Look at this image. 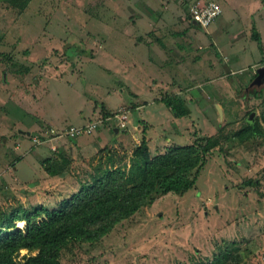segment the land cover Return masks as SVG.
I'll return each mask as SVG.
<instances>
[{
    "label": "rangeland",
    "instance_id": "374dc122",
    "mask_svg": "<svg viewBox=\"0 0 264 264\" xmlns=\"http://www.w3.org/2000/svg\"><path fill=\"white\" fill-rule=\"evenodd\" d=\"M208 1L219 2L221 14L203 29L192 22L189 9ZM251 1L1 0L0 226L7 227L9 215L16 210L24 213L36 205L58 204L108 164L119 163L133 148L126 135L133 134L132 124L139 118L156 125L173 118L162 101L148 99L143 82L132 81L136 77L130 70L131 76L116 70L118 41L129 32L133 37L128 54L135 37H142L139 52L148 54L150 44L158 42L167 53L166 60L175 62L170 44H165L177 41L187 67L195 70L190 81L174 79L173 71H154L145 79L153 86L152 77L161 76L164 84L182 87V93L191 86L188 95L193 100L183 98L189 103V116L155 127L150 150L162 153L204 137L217 145L208 153L192 189L156 197L99 241L69 243L60 253L59 264H207L227 249L237 257L227 264H264V133L244 141L233 137L248 125L261 122L264 86L255 88L256 92L249 88L258 68L251 67V60L227 65L217 56L220 49L228 53L227 42L235 30L249 29L245 13ZM260 15L263 17H257L256 24L264 42V12L256 11V16ZM152 26L161 28L160 32L151 35ZM181 29L195 39L184 40L178 33ZM250 43L255 51L250 59L258 61L257 42L252 39ZM212 57L217 58L216 69L209 66ZM138 74L139 80L142 73ZM132 88L143 99L139 106L145 107L128 114L127 129L121 134L125 147H112L113 132L104 134L99 128L74 138L62 137L56 150H50L51 129L64 131L95 121V103V108L104 110V103L115 109L121 100L134 101L128 91ZM175 90L169 84L166 95H175ZM108 123L117 126L116 119ZM139 123L143 128L145 122ZM175 125L177 133L172 130ZM33 130L39 132L42 145L25 134ZM162 133L165 136H160ZM45 158L51 159L50 165L61 172L59 175L47 174L42 165ZM14 225L18 226L17 222ZM35 253L21 250L16 259L23 264Z\"/></svg>",
    "mask_w": 264,
    "mask_h": 264
},
{
    "label": "trees",
    "instance_id": "16d2710c",
    "mask_svg": "<svg viewBox=\"0 0 264 264\" xmlns=\"http://www.w3.org/2000/svg\"><path fill=\"white\" fill-rule=\"evenodd\" d=\"M256 41L261 50L258 36ZM252 88L255 90L256 87ZM161 101L175 117L189 114L184 100L177 94L163 96ZM103 111L104 118L115 113L106 109ZM263 127L264 113L260 123L256 121L248 125L234 133L233 137L244 141L262 136ZM216 145L217 141L215 143L211 138H197L190 144L171 146L162 153L152 155L142 137L133 150V160L128 168L100 171L87 185L54 206L36 205L24 213H16V210L9 215V225L0 226V264H20L16 255L21 250L36 251L34 255L27 256L23 264H59L60 253L69 243L99 241L117 224L152 203L156 197L167 193L181 195L192 189L208 153ZM50 162V158L42 162L47 174L59 175L61 172L55 171ZM18 221L25 222L23 227L14 225ZM234 253L228 249L220 251L207 264L235 262L237 257Z\"/></svg>",
    "mask_w": 264,
    "mask_h": 264
},
{
    "label": "crops",
    "instance_id": "0c3cea01",
    "mask_svg": "<svg viewBox=\"0 0 264 264\" xmlns=\"http://www.w3.org/2000/svg\"><path fill=\"white\" fill-rule=\"evenodd\" d=\"M216 3L219 4V2H216ZM256 11H263L264 12V0H253L247 4V12L245 13V20H246V23L249 24V26H247V27H249V29L248 30H247V28L242 29L240 27L239 29L235 30L232 33V38L227 42V46H226L228 53H226V54L223 53L224 52L223 49H220V47H219L221 54L219 53V54H217V56H221L227 65L238 66L242 62L245 61L243 63V64H245L247 62H250V60L252 63L251 67L255 68V67H260L261 65H263V63H264L263 33L258 28V25L256 24L257 23V17H259V19H261L263 16L262 15L256 16ZM140 17H141V15L138 16V18H140ZM248 19H250V23H249ZM131 21H132V23H135L134 19H131ZM241 21H242V18L239 16L238 22H241ZM151 30H150L151 31L150 34L152 35V34H154V32H160L161 28L157 29L154 26H152ZM178 33L181 36H185L184 40H185V38H187V39L188 38H190V39L194 38L195 39V37H194L195 35H193V36L190 35L189 31L184 32V29L179 30ZM255 34L258 35L259 40L261 42V50L258 48V45H257V51H256V54H257L258 50L260 51V58L258 61H254L255 57H254V59H250V56L255 53V51L253 49V45H251V43H250L252 41V39H254L256 41V37H254ZM172 35L179 37V35H177L175 32H173ZM125 36L126 37H120V40L118 41V44H117L118 45L117 52L119 54V57H114V66H115L117 71L122 70V71H124V73L126 75H128V76L132 75V77H136V79L132 80V81L143 82L144 88H146L145 93L147 94L148 99H150V97H153V100L161 101V98L168 93V92H166V89H169V84H170L172 87H174V89H176L174 94L181 95L182 99L184 98V96H185V98L188 97L189 100L193 101L192 97H190V95H188L189 94L188 89L191 86H187L186 91L182 93L181 91H179V90H181L182 87H179V86L177 87L178 84L176 85L173 82H170V83L168 82V83H166L167 85L164 84L162 82V80H160L161 76H159L158 79L153 78L154 76L152 77V79L155 82V84L153 86L147 85L146 80H145L148 76H150V73H152L154 71H157L159 74L165 73V71H173L174 76H173V74H172V76L174 79H176V78H178L179 80L184 79V81L185 80L190 81L195 77V70H193L194 68L190 69L187 67V64H186L187 58L183 55L184 50L182 49V46L179 42L171 41L170 43L167 42L165 44V46L167 45V47H169V44H170V49L174 52L172 54H174V56L176 57L175 62L169 63V61L166 60L167 53L165 52L163 47L160 48L157 46V44H159L158 42H157V44L156 43L150 44V47L148 48V54L139 52L141 49L142 37H140V40H138L135 37V45L130 48L132 53L128 54L127 53L128 51L126 49L131 46L130 41L133 37V34L127 32V33H125ZM163 37H165L164 39L166 40V36H163ZM125 39H127L129 42L127 43L125 41ZM156 40L157 41L162 40V42H163V39L160 40L159 38H156ZM146 41H148V40H146ZM149 42H151V41H149ZM172 43H174V44H172ZM160 46H164V44L162 43ZM198 48H201V45H199ZM256 54H255V56H256ZM195 58L196 57H194V59ZM216 59L217 58H215V57L211 58L210 64H209L210 68L212 67V69H216V65H217ZM167 64H169L170 66ZM165 65L168 66V69L165 67ZM170 68H171V70H170ZM225 69L230 71V68L228 66H225ZM129 70L131 71V75H130ZM138 71H140L142 73L139 80L137 79V76L140 74V73L138 74ZM219 80H222V79L220 78ZM164 85H166V86H164ZM127 86H129V85H127ZM120 91L122 93L124 91V89L123 90L121 89ZM128 91H129V95H131L130 98H132L134 101L124 100L125 102H123L121 100L122 104L117 106L115 109L108 108L104 103H103V106L102 105L101 106L104 108V110L106 109L107 111H116L118 108H124L128 111V114L131 113L133 110H137V109L139 110L140 108H144L145 106H143V105L139 106L141 104V101H143V99H140V97H141L140 94L137 91H135L134 88H132L131 90L129 89ZM154 91L156 92V94L154 93ZM141 95H143V94H141ZM118 100H120V99L118 98ZM129 104L133 105V109L129 106ZM185 104H186V102H185ZM188 104L189 103L187 102L186 106ZM95 105H96V103L94 104L92 110H93V113H95L97 115V118L93 122L103 120L101 123L98 124L99 127L97 126L96 129L103 128L102 132H104V134L109 133V132L110 133L113 132V134L115 135V138L113 139L114 142L111 144V146L120 150L121 148L126 146L125 141L127 139H128V141H131V143L133 144L132 150L128 154L124 155V159L120 158L119 163L114 160L112 163L108 164V166L106 168L121 167L122 164L124 165L126 163H127L126 167H121V168H128L129 163H130L131 158H132L133 150L140 144L142 137H144L145 140L147 141V146L149 148L150 153L153 155L158 154V153H156L157 151L152 152L150 150V145L152 144L151 143L152 131L155 130L156 126L162 128L166 124V122H168L169 120H171V122L173 124H175L178 120L177 118H180V117L176 118L173 115V118H170L169 120H166L168 118L160 120L159 123H157L159 125L153 124V122H151L150 119L146 120L143 117L138 119V123L136 125H133L130 121L129 125L132 124L133 134L132 135H130V134L126 135V137H127L126 140H123L121 138V134L124 133V131H126L127 128L122 130V129L117 128V126L115 124H112V125L109 124L108 121L105 120V118L103 117L104 111L101 108L100 109L95 108ZM187 107L189 109V114L187 116H189L191 114L190 113V107L189 106H187ZM139 121H141V123H142V121L145 122L143 128L140 126ZM106 122H107V124H106ZM129 125H128V127H129ZM176 128H177L176 125L172 128V130H174L175 133H177ZM33 132L37 133L36 136H39L38 131L33 130ZM30 133H32V132H30ZM102 136H104V135L102 134ZM160 136H165V133L160 134ZM62 140L63 139L60 137H52V140L49 141V143H52L51 144L52 149H50V150L52 152H53V150H56L57 145H59V143L63 142ZM113 140H111V141H113ZM41 143H43V142H41ZM41 143H38V144H41Z\"/></svg>",
    "mask_w": 264,
    "mask_h": 264
},
{
    "label": "built area",
    "instance_id": "2783aa9c",
    "mask_svg": "<svg viewBox=\"0 0 264 264\" xmlns=\"http://www.w3.org/2000/svg\"><path fill=\"white\" fill-rule=\"evenodd\" d=\"M221 14V7L215 1L202 2L200 4L194 5L189 9V15L192 22L199 27L205 29L207 28L215 18H217ZM110 119L117 120V128L125 129L127 127L128 120V111L124 108H118L114 115L111 117H106L105 120L109 121ZM103 120L88 123L84 126L80 127H69L64 131H56L54 129L50 130L52 137H68L74 138L84 133H90L95 130L99 123ZM34 141L41 143L40 136H35Z\"/></svg>",
    "mask_w": 264,
    "mask_h": 264
},
{
    "label": "water",
    "instance_id": "95a60500",
    "mask_svg": "<svg viewBox=\"0 0 264 264\" xmlns=\"http://www.w3.org/2000/svg\"><path fill=\"white\" fill-rule=\"evenodd\" d=\"M262 85H264V65L260 66L256 70V76L252 79V81L249 83V88L256 87L259 88ZM20 133L24 134V131H20ZM26 135L35 137L37 133H30L25 132Z\"/></svg>",
    "mask_w": 264,
    "mask_h": 264
},
{
    "label": "bare ground",
    "instance_id": "6f19581e",
    "mask_svg": "<svg viewBox=\"0 0 264 264\" xmlns=\"http://www.w3.org/2000/svg\"><path fill=\"white\" fill-rule=\"evenodd\" d=\"M24 224H25L24 221H18V222H17V225H18L19 227H22Z\"/></svg>",
    "mask_w": 264,
    "mask_h": 264
}]
</instances>
